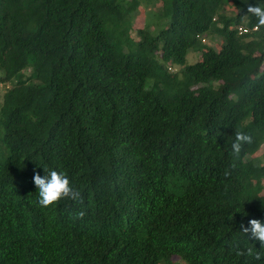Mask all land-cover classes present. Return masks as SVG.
<instances>
[{
    "label": "trees",
    "instance_id": "trees-1",
    "mask_svg": "<svg viewBox=\"0 0 264 264\" xmlns=\"http://www.w3.org/2000/svg\"><path fill=\"white\" fill-rule=\"evenodd\" d=\"M161 3L150 32L140 0H0V264H264L238 254L264 253V27L237 32L264 0ZM45 170L82 219L38 205Z\"/></svg>",
    "mask_w": 264,
    "mask_h": 264
},
{
    "label": "clouds",
    "instance_id": "clouds-1",
    "mask_svg": "<svg viewBox=\"0 0 264 264\" xmlns=\"http://www.w3.org/2000/svg\"><path fill=\"white\" fill-rule=\"evenodd\" d=\"M247 14L256 17L257 29L264 27V7L260 6L258 3H249ZM234 135L235 139L231 144V154L234 158H237L243 147L251 144L253 141L250 134L241 130H236ZM45 172L46 175L43 177H41L39 173L33 176L34 184L38 189V205L42 208H47L58 204L61 200H71L79 208V211L73 209L69 215L75 219H82L86 215L83 208L85 201L82 191L73 185L65 173L56 170H45ZM240 228L247 237L250 236L258 240L261 245L260 249H264V222H261L259 219H250L247 226L241 224ZM238 254L247 255L256 260H261L262 256H264V253L251 247Z\"/></svg>",
    "mask_w": 264,
    "mask_h": 264
},
{
    "label": "rangeland",
    "instance_id": "rangeland-1",
    "mask_svg": "<svg viewBox=\"0 0 264 264\" xmlns=\"http://www.w3.org/2000/svg\"><path fill=\"white\" fill-rule=\"evenodd\" d=\"M140 6L137 11V16L134 21L135 29H145L147 28L150 32H156L158 28V16L162 10L161 0H140ZM133 35H136L135 33ZM205 44L210 47H214L216 50H219L222 46L223 40L219 36H213L205 40ZM201 58V53L190 52L187 58L186 65H192L199 61ZM172 68V73L177 72L181 69L179 66H174ZM13 83L0 84V108L3 103V98L5 93L12 88ZM258 157L264 158V146L257 153ZM174 264H185L178 257H172L171 260Z\"/></svg>",
    "mask_w": 264,
    "mask_h": 264
},
{
    "label": "built area",
    "instance_id": "built-area-1",
    "mask_svg": "<svg viewBox=\"0 0 264 264\" xmlns=\"http://www.w3.org/2000/svg\"><path fill=\"white\" fill-rule=\"evenodd\" d=\"M259 29H257L256 26L252 27V28H249L247 26H239L237 28V32L240 34V35H246V34H249V33H252V32H256L258 31ZM205 42V41H204ZM170 71H172V68H169Z\"/></svg>",
    "mask_w": 264,
    "mask_h": 264
}]
</instances>
